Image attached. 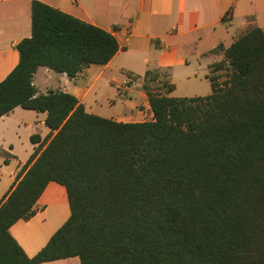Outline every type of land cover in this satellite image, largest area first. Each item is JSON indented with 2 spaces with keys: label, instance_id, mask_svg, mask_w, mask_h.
I'll return each instance as SVG.
<instances>
[{
  "label": "trees",
  "instance_id": "trees-1",
  "mask_svg": "<svg viewBox=\"0 0 264 264\" xmlns=\"http://www.w3.org/2000/svg\"><path fill=\"white\" fill-rule=\"evenodd\" d=\"M117 48L108 31L32 0L31 34L0 80V116L44 111L54 132L30 136L37 144L0 200V264H264L263 30L222 48L206 95H168L167 73L152 86L159 72L147 71L150 120L115 121L69 92H36L38 66L72 78ZM49 181L64 186L69 214L29 256L9 227L34 213Z\"/></svg>",
  "mask_w": 264,
  "mask_h": 264
},
{
  "label": "crops",
  "instance_id": "crops-1",
  "mask_svg": "<svg viewBox=\"0 0 264 264\" xmlns=\"http://www.w3.org/2000/svg\"><path fill=\"white\" fill-rule=\"evenodd\" d=\"M37 1L108 31L118 48L106 63L88 64L72 78L38 66L32 75L36 92H69L87 112L121 122L152 119L142 86L147 71H157L159 76L161 71L162 76L167 73L172 85L168 95L203 96L211 91L208 64L221 56L222 48L252 27L264 32V0ZM31 2L0 0V80L18 62L16 44L31 34ZM219 45L221 49H216ZM45 115L44 111L15 106L0 116V200L16 183L17 173L37 144L30 136L36 134L39 142H46L53 134L44 123ZM21 140L25 141L24 150L19 146ZM63 190L67 201L64 186L49 181L34 204V212L45 211L49 205L56 217L54 205ZM9 232L29 256L53 233L42 237L43 229L33 227L28 219L17 220ZM35 264L80 262L77 256H70Z\"/></svg>",
  "mask_w": 264,
  "mask_h": 264
},
{
  "label": "rangeland",
  "instance_id": "rangeland-1",
  "mask_svg": "<svg viewBox=\"0 0 264 264\" xmlns=\"http://www.w3.org/2000/svg\"><path fill=\"white\" fill-rule=\"evenodd\" d=\"M223 58V53L221 54V56L217 59L220 60ZM215 60V61H217ZM214 62V61H212ZM211 62V63H212ZM210 64V63H209ZM163 71L160 72V76L159 79L157 80V82H160V80H162L163 76H162ZM225 78L224 76H222L221 79ZM157 82H154L152 84H155ZM163 91V88L161 89ZM177 93H181L180 91H176L175 94ZM173 96V95H172ZM23 144H25L24 140H21V142H19V146L21 150H24V146ZM61 197L60 198H56V202L58 204L54 205L57 209V215L56 217H53V209L52 206L47 207V209L45 211L40 210L38 213L34 212L33 214H31L27 219L30 220V224L33 227L39 226L41 229H43L42 232V237H45L47 235H50L58 225H60L61 223H63L65 221V219L67 218L68 214H69V207L66 201V197H64V190L62 191V193H60ZM62 199V200H61Z\"/></svg>",
  "mask_w": 264,
  "mask_h": 264
}]
</instances>
